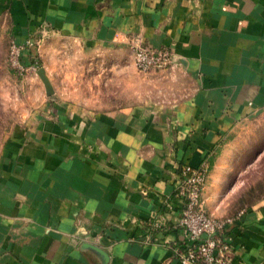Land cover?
Masks as SVG:
<instances>
[{
  "label": "crops",
  "instance_id": "crops-1",
  "mask_svg": "<svg viewBox=\"0 0 264 264\" xmlns=\"http://www.w3.org/2000/svg\"><path fill=\"white\" fill-rule=\"evenodd\" d=\"M46 37L115 69L137 71L139 44L168 48L172 65L143 74L156 88L147 100L106 109L65 101L51 84L8 129L0 264H181L164 243L174 235L149 223L170 224L183 165L212 168L228 133L264 109V0H0V52L20 46L27 67L55 49ZM203 195L213 217L240 214L226 231L230 264H264V198L228 215Z\"/></svg>",
  "mask_w": 264,
  "mask_h": 264
},
{
  "label": "rangeland",
  "instance_id": "rangeland-1",
  "mask_svg": "<svg viewBox=\"0 0 264 264\" xmlns=\"http://www.w3.org/2000/svg\"><path fill=\"white\" fill-rule=\"evenodd\" d=\"M45 42L49 45L54 42L55 49L44 47V51L33 56L31 65L22 70L11 66L10 46L0 52V140L46 98L37 75L39 68L44 70L59 98L65 97V101L91 109L142 102L156 92L152 79L129 65L120 69L107 67L99 64L92 53H85L72 44L60 42L58 46L51 37H46ZM213 158V169L209 165L212 176L205 185L210 189L213 203L219 200L231 215L262 200L264 109L235 126Z\"/></svg>",
  "mask_w": 264,
  "mask_h": 264
},
{
  "label": "built area",
  "instance_id": "built-area-1",
  "mask_svg": "<svg viewBox=\"0 0 264 264\" xmlns=\"http://www.w3.org/2000/svg\"><path fill=\"white\" fill-rule=\"evenodd\" d=\"M21 50L14 43L10 46V64L20 70L23 68ZM133 62L139 73L164 71L171 68V51L139 44L134 48ZM208 176L206 162L196 168L183 165L173 198L166 205L172 216L170 224L165 225L158 219L149 223L151 231L163 230L174 235L164 243L171 246L181 264H230L232 246L226 231L229 227H239L240 214L218 218L207 212L203 193Z\"/></svg>",
  "mask_w": 264,
  "mask_h": 264
},
{
  "label": "water",
  "instance_id": "water-1",
  "mask_svg": "<svg viewBox=\"0 0 264 264\" xmlns=\"http://www.w3.org/2000/svg\"><path fill=\"white\" fill-rule=\"evenodd\" d=\"M37 75L39 76L44 85L46 95L50 97L53 94V88L48 78L45 76L44 70L39 68L37 70Z\"/></svg>",
  "mask_w": 264,
  "mask_h": 264
}]
</instances>
